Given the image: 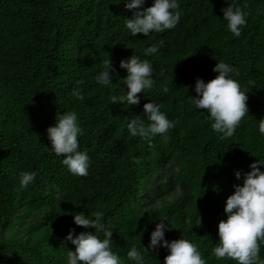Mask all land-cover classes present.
Instances as JSON below:
<instances>
[{
	"label": "trees",
	"instance_id": "16d2710c",
	"mask_svg": "<svg viewBox=\"0 0 264 264\" xmlns=\"http://www.w3.org/2000/svg\"><path fill=\"white\" fill-rule=\"evenodd\" d=\"M179 3L174 29L134 37L124 18L136 10L122 0H0V264H66L68 249L75 251L66 239L70 230L95 231L76 225L74 215L95 211L104 212L123 264H135L127 258L133 246L145 264H164L168 250L149 244L156 225L168 221L174 228L165 232L167 240H190L207 264H236L216 259L212 249L234 185H242L253 162L264 160L258 130L264 119V0ZM152 4L145 0L143 7ZM228 4L247 14L238 38L224 20ZM161 41L158 53L145 56ZM134 54L150 61L155 85L138 94L139 105L112 104V95L128 90L120 61ZM108 59L114 85L103 86L94 77ZM219 61L238 69L232 76L248 93V115L227 139L189 99L197 78L218 75L213 68ZM77 87L83 100L72 95ZM150 100L175 122L153 140L154 148L127 129L131 118L147 119L143 105ZM63 111L78 114L80 150L90 157L87 176L71 174L50 152L47 129ZM25 171L37 173L27 189L19 184Z\"/></svg>",
	"mask_w": 264,
	"mask_h": 264
},
{
	"label": "clouds",
	"instance_id": "9594fccd",
	"mask_svg": "<svg viewBox=\"0 0 264 264\" xmlns=\"http://www.w3.org/2000/svg\"><path fill=\"white\" fill-rule=\"evenodd\" d=\"M129 10L135 9L133 18H124L125 26L131 36L143 34L150 36L153 32L162 33L174 29L181 18L179 0H153L150 7H143L145 0H122ZM227 29L234 37H240L242 28L247 25V14L240 7L229 5L222 9ZM160 44H153L144 50L145 56L158 53ZM120 67L127 70L123 84L127 85L124 95L110 97L111 103H123L129 106L139 105L141 97L138 95L145 90L152 89L156 79L153 78L154 70L149 60H142L137 55L120 61ZM218 75L205 82L197 78L195 84L196 96L189 97L195 110H204L211 121V129L219 134L220 139L234 136L242 119L248 115V93L232 76L238 74V69L233 65L219 61L213 68ZM111 61H105L104 69L99 71L94 79L103 86L114 85L111 80ZM163 75V73H161ZM78 84L82 83L80 81ZM168 91L167 88L164 89ZM72 95L83 100L82 90L74 88ZM161 105L150 100L143 105L144 115L147 119L137 116L127 123L128 132L132 137H141L148 141L150 147H155L153 140L157 136H165L170 129L175 127V122L170 120ZM258 130L264 135V119L258 122ZM83 134L78 114L67 111L57 114L55 124L47 129L51 141L50 152L62 157V164L71 174L87 176L90 167V157L87 151L80 150L79 137ZM258 165H264V160L259 159L250 165L251 171L243 173V183L234 185L235 191L226 200L224 209L226 220L218 223L219 241L212 249L216 259H229L236 264H264L261 258V245L264 244V171ZM37 173L25 171L20 174L19 184L27 189L35 182ZM237 180L242 173L235 172ZM199 198V197H198ZM105 214L95 211L88 215L79 212L74 215V222L85 229L94 228L95 231H84L75 235V229L70 230L66 239L75 245V251L69 250L66 264H123L121 256L112 249V229L104 223ZM164 220L168 221L166 218ZM171 223H158L150 235L149 247L157 250L161 247L168 250L164 264H207L206 258L198 250L197 245L188 239L180 238L169 241L165 232L170 231ZM103 233L101 239L99 233ZM148 252L147 248H144ZM127 258L135 264H145V257L139 248L133 246L127 252Z\"/></svg>",
	"mask_w": 264,
	"mask_h": 264
}]
</instances>
